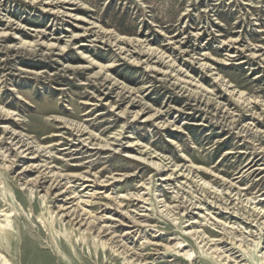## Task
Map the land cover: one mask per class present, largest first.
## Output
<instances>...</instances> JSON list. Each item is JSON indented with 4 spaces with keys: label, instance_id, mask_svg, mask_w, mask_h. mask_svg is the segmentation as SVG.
I'll return each instance as SVG.
<instances>
[{
    "label": "rangeland",
    "instance_id": "374dc122",
    "mask_svg": "<svg viewBox=\"0 0 264 264\" xmlns=\"http://www.w3.org/2000/svg\"><path fill=\"white\" fill-rule=\"evenodd\" d=\"M101 226L264 264V0H0V264H130Z\"/></svg>",
    "mask_w": 264,
    "mask_h": 264
},
{
    "label": "bare ground",
    "instance_id": "6f19581e",
    "mask_svg": "<svg viewBox=\"0 0 264 264\" xmlns=\"http://www.w3.org/2000/svg\"><path fill=\"white\" fill-rule=\"evenodd\" d=\"M116 41H128L127 39L125 38H122V37H116ZM240 94V93H239ZM59 212L58 213H61V216H69L71 217L70 218V221L71 222H75L76 224L79 225V227H83L84 225H86V229L87 230H90L91 228H93L94 226V223L91 224L90 221H86L84 220V218L80 215V214H77L75 212H71L69 214V211L66 212L67 208H63V207H60L59 208ZM84 220V222H83ZM70 224V223H69ZM109 227L108 226H101V227H98L94 232L96 233L95 237L98 238V241L100 243V246L102 248H105V247H110V248H114V250L116 252H118L119 254H121L124 259L127 260L128 263L130 264H145V262L143 263L141 260H139L138 258L134 259L132 258L131 256V253H129V249L125 248L124 245H120V240H117L114 236H110L108 237V235H110V231H109ZM86 231V230H84ZM131 232V231H130ZM84 233V232H83ZM128 235V234H127ZM108 237V238H107ZM101 239V240H100ZM124 239V238H123ZM123 248V249H122Z\"/></svg>",
    "mask_w": 264,
    "mask_h": 264
}]
</instances>
